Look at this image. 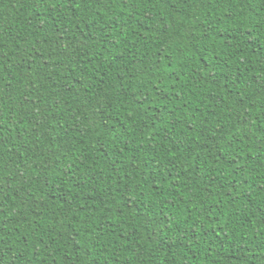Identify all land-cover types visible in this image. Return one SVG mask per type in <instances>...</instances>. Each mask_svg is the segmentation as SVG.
<instances>
[{
    "label": "trees",
    "instance_id": "16d2710c",
    "mask_svg": "<svg viewBox=\"0 0 264 264\" xmlns=\"http://www.w3.org/2000/svg\"><path fill=\"white\" fill-rule=\"evenodd\" d=\"M0 264H264V0H0Z\"/></svg>",
    "mask_w": 264,
    "mask_h": 264
}]
</instances>
